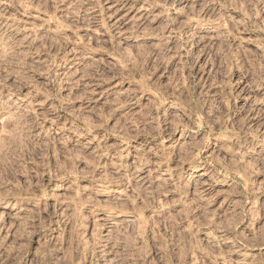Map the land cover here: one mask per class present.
<instances>
[{
	"label": "rangeland",
	"instance_id": "374dc122",
	"mask_svg": "<svg viewBox=\"0 0 264 264\" xmlns=\"http://www.w3.org/2000/svg\"><path fill=\"white\" fill-rule=\"evenodd\" d=\"M0 264H264V0H0Z\"/></svg>",
	"mask_w": 264,
	"mask_h": 264
}]
</instances>
